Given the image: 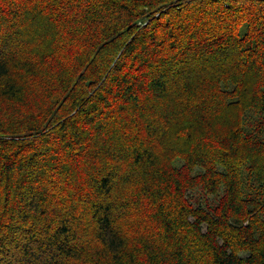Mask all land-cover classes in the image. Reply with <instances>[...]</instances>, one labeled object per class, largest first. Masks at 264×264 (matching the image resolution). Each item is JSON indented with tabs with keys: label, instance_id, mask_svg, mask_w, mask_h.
<instances>
[{
	"label": "trees",
	"instance_id": "1",
	"mask_svg": "<svg viewBox=\"0 0 264 264\" xmlns=\"http://www.w3.org/2000/svg\"><path fill=\"white\" fill-rule=\"evenodd\" d=\"M0 264H264V0H0Z\"/></svg>",
	"mask_w": 264,
	"mask_h": 264
},
{
	"label": "rangeland",
	"instance_id": "2",
	"mask_svg": "<svg viewBox=\"0 0 264 264\" xmlns=\"http://www.w3.org/2000/svg\"><path fill=\"white\" fill-rule=\"evenodd\" d=\"M35 106H36V107H33V108H31V109H32V110H33V109H36V110L39 109L38 101L36 102ZM36 110H35V111H36ZM178 164H179V163H178ZM196 192H198V190H197ZM207 198H208L209 201H212V200H213V197H212V196H208Z\"/></svg>",
	"mask_w": 264,
	"mask_h": 264
}]
</instances>
